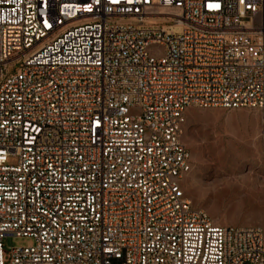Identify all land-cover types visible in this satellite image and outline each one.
<instances>
[{
    "label": "built area",
    "instance_id": "built-area-1",
    "mask_svg": "<svg viewBox=\"0 0 264 264\" xmlns=\"http://www.w3.org/2000/svg\"><path fill=\"white\" fill-rule=\"evenodd\" d=\"M193 107L264 116V0H0V264H264L185 194Z\"/></svg>",
    "mask_w": 264,
    "mask_h": 264
},
{
    "label": "rangeland",
    "instance_id": "rangeland-1",
    "mask_svg": "<svg viewBox=\"0 0 264 264\" xmlns=\"http://www.w3.org/2000/svg\"><path fill=\"white\" fill-rule=\"evenodd\" d=\"M182 142L192 156V171L183 182L192 204L220 225L264 229V116L257 110L193 107ZM222 188L241 190L233 197L235 191L226 195ZM246 192L254 201L246 200ZM3 243L10 251L32 241L8 237Z\"/></svg>",
    "mask_w": 264,
    "mask_h": 264
},
{
    "label": "bare ground",
    "instance_id": "bare-ground-1",
    "mask_svg": "<svg viewBox=\"0 0 264 264\" xmlns=\"http://www.w3.org/2000/svg\"><path fill=\"white\" fill-rule=\"evenodd\" d=\"M243 189V188H242ZM241 190V188H222V193L226 194V195H231V193H233L235 191V194L233 197H237L239 196L238 193ZM247 193V192H246ZM257 197V196H256ZM246 200L247 201H254L253 200V195L250 194V192L247 193L246 195ZM256 202V201H255Z\"/></svg>",
    "mask_w": 264,
    "mask_h": 264
}]
</instances>
